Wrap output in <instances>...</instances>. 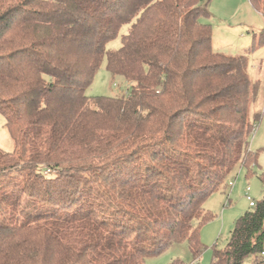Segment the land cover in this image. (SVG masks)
I'll return each mask as SVG.
<instances>
[{
    "label": "trees",
    "instance_id": "obj_1",
    "mask_svg": "<svg viewBox=\"0 0 264 264\" xmlns=\"http://www.w3.org/2000/svg\"><path fill=\"white\" fill-rule=\"evenodd\" d=\"M211 1L0 0V264H146L183 241L198 259L206 200L239 165L264 186L261 83L215 48ZM105 57L126 94H87ZM250 255L264 264V197L212 264Z\"/></svg>",
    "mask_w": 264,
    "mask_h": 264
},
{
    "label": "rangeland",
    "instance_id": "obj_2",
    "mask_svg": "<svg viewBox=\"0 0 264 264\" xmlns=\"http://www.w3.org/2000/svg\"><path fill=\"white\" fill-rule=\"evenodd\" d=\"M206 8L210 17L203 21L212 24L216 47L232 56L247 53L250 72L254 73V69L260 68L262 64L263 74L264 43L252 52L248 49L252 43L253 31L261 33L264 29L263 13L254 9L250 0H212ZM128 30L129 25H124L118 37L108 43L107 50H118L122 46V36ZM243 48H247V51L242 50ZM260 83L258 100L252 105L250 111L251 120H254L255 115L261 113L264 108V75L260 78ZM129 85L131 84L124 79L111 77L105 57L87 94L119 97L128 92ZM5 122L4 116L0 114V149L12 152L16 143L5 126ZM250 141V150L253 153H259L258 165L254 168V172L260 173L264 171V117L257 123ZM230 183L233 186H230ZM247 194L255 202H259L264 197V186L256 174L248 176V169L239 165L230 175L228 185L214 192L204 204L205 211L211 214L213 219L201 228L203 252L199 258L194 257L188 242L183 241L173 243L159 256L147 258L146 264H172L177 260L184 264H212L215 247L226 248L235 229L236 221L252 209ZM255 258L256 255H250L243 264H254Z\"/></svg>",
    "mask_w": 264,
    "mask_h": 264
},
{
    "label": "crops",
    "instance_id": "obj_3",
    "mask_svg": "<svg viewBox=\"0 0 264 264\" xmlns=\"http://www.w3.org/2000/svg\"><path fill=\"white\" fill-rule=\"evenodd\" d=\"M250 3H251V0H250ZM252 5V4H251ZM255 33H257L256 31H253V34H252V43L249 45V50H250V48L252 47V45H253V42H254V34ZM214 44H215V48L218 50V51H220L219 50V48H217L216 47V43L214 42ZM244 49H246V51H247V48H243L242 50H244ZM222 52V51H221ZM242 54H245V52H243V53H239L238 55H236V56H239V55H242ZM232 56V55H231ZM254 68V67H253ZM262 71H263V69H262V64H261V66H260V68H255L254 69V73H252V72H250V70H249V72L251 73L250 75H251V77L254 79V80H259L260 81V78L262 77V75H264V72H263V74H262Z\"/></svg>",
    "mask_w": 264,
    "mask_h": 264
},
{
    "label": "built area",
    "instance_id": "obj_4",
    "mask_svg": "<svg viewBox=\"0 0 264 264\" xmlns=\"http://www.w3.org/2000/svg\"><path fill=\"white\" fill-rule=\"evenodd\" d=\"M130 86H131V85H129V87L127 88V91H129ZM229 185H230V186H233L232 183H230ZM247 199H248V201L250 202L251 207H254V206L256 205V202H255V201L252 199V197H251L250 195H248V194H247Z\"/></svg>",
    "mask_w": 264,
    "mask_h": 264
}]
</instances>
